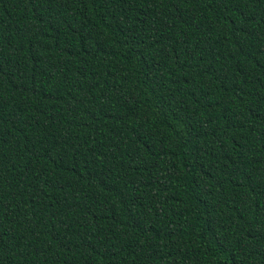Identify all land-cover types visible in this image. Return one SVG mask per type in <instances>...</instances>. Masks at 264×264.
I'll list each match as a JSON object with an SVG mask.
<instances>
[{"label":"trees","instance_id":"trees-1","mask_svg":"<svg viewBox=\"0 0 264 264\" xmlns=\"http://www.w3.org/2000/svg\"><path fill=\"white\" fill-rule=\"evenodd\" d=\"M0 264H264V0H0Z\"/></svg>","mask_w":264,"mask_h":264}]
</instances>
